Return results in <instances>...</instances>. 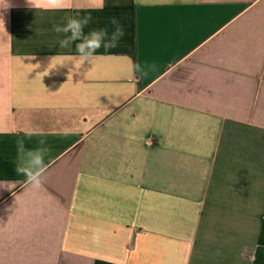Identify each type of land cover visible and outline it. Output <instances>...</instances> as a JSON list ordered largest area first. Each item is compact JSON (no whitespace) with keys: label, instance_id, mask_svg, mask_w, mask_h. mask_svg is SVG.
<instances>
[{"label":"crops","instance_id":"crops-1","mask_svg":"<svg viewBox=\"0 0 264 264\" xmlns=\"http://www.w3.org/2000/svg\"><path fill=\"white\" fill-rule=\"evenodd\" d=\"M58 2L0 9V264H264V0ZM77 13L118 46L73 59Z\"/></svg>","mask_w":264,"mask_h":264},{"label":"clouds","instance_id":"clouds-1","mask_svg":"<svg viewBox=\"0 0 264 264\" xmlns=\"http://www.w3.org/2000/svg\"><path fill=\"white\" fill-rule=\"evenodd\" d=\"M10 5L7 0H0V9H7ZM50 6L58 7V0H51ZM93 22L91 14L83 16L77 13L75 16H68L63 25H56L54 31L60 37L58 45L61 49L69 48L75 44V54L73 59L79 61L81 65L88 63L96 55L98 50L103 48L105 51L116 48L120 39L124 35V30L119 20L115 17L109 19L108 26L101 28H91L87 32L85 29ZM3 18L0 16V26H3ZM55 58V57H54ZM52 58V59H54ZM68 64H60V66L67 67ZM140 64L137 63L133 66V71L138 73ZM73 69L69 70L71 73ZM50 149L47 147L45 139L41 138L38 141V146L34 148H26L23 139L17 140V153L18 160L27 158V163L24 165L17 164L15 172L17 175L24 177V182L33 187H39L42 182V174L46 171L47 165L44 161L43 153L48 152ZM10 182L0 181V184Z\"/></svg>","mask_w":264,"mask_h":264}]
</instances>
